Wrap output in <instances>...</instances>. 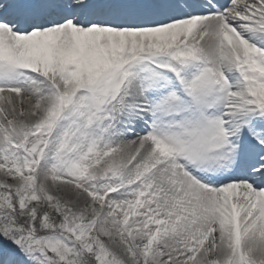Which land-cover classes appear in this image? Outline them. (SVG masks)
<instances>
[{
  "label": "snow or ice",
  "instance_id": "6c2138e0",
  "mask_svg": "<svg viewBox=\"0 0 264 264\" xmlns=\"http://www.w3.org/2000/svg\"><path fill=\"white\" fill-rule=\"evenodd\" d=\"M0 264H264V0H0Z\"/></svg>",
  "mask_w": 264,
  "mask_h": 264
}]
</instances>
